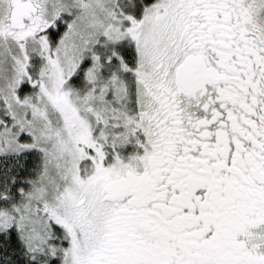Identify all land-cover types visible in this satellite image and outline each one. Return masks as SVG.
<instances>
[{
  "label": "snow or ice",
  "instance_id": "obj_1",
  "mask_svg": "<svg viewBox=\"0 0 264 264\" xmlns=\"http://www.w3.org/2000/svg\"><path fill=\"white\" fill-rule=\"evenodd\" d=\"M0 264H264V0H0Z\"/></svg>",
  "mask_w": 264,
  "mask_h": 264
}]
</instances>
